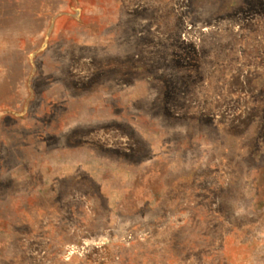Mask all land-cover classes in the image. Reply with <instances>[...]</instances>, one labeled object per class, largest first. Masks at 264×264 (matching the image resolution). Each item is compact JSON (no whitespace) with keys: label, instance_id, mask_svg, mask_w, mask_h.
<instances>
[{"label":"rangeland","instance_id":"rangeland-1","mask_svg":"<svg viewBox=\"0 0 264 264\" xmlns=\"http://www.w3.org/2000/svg\"><path fill=\"white\" fill-rule=\"evenodd\" d=\"M0 264H264V0H0Z\"/></svg>","mask_w":264,"mask_h":264}]
</instances>
